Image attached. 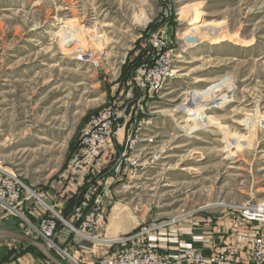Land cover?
<instances>
[{"label":"rangeland","instance_id":"374dc122","mask_svg":"<svg viewBox=\"0 0 264 264\" xmlns=\"http://www.w3.org/2000/svg\"><path fill=\"white\" fill-rule=\"evenodd\" d=\"M198 13L210 38L195 42ZM149 68L171 74L154 94L139 86ZM202 94L217 104L192 121L190 98ZM105 109L115 112L111 143L120 127L125 139L60 210L47 192L81 168L72 161L82 130ZM0 167L43 201L22 204L16 217L2 211L0 228L43 242L28 220L39 226L53 214L56 242L79 264L119 247L106 241L112 228L124 233L117 240L137 232L150 240L196 215L262 207L264 0H0ZM118 206L124 221L112 215ZM30 260L54 264L22 241L0 240V264Z\"/></svg>","mask_w":264,"mask_h":264},{"label":"built area","instance_id":"2783aa9c","mask_svg":"<svg viewBox=\"0 0 264 264\" xmlns=\"http://www.w3.org/2000/svg\"><path fill=\"white\" fill-rule=\"evenodd\" d=\"M76 58L85 61L86 55L80 53L76 55ZM167 75L171 76L169 72L162 75L158 68L144 69L141 77L138 78L139 86L142 89H147L151 94L157 93L163 88ZM114 116L115 112L111 109H105L91 116L79 138V150L72 161L73 169H78L94 160L112 142L115 134ZM128 141L134 142L131 135L128 137ZM35 200L43 202L34 191L20 181L16 174L0 167V206L4 216L22 215L19 210L20 206L28 203L27 209H30V205L33 202L36 203ZM259 207L244 206L242 215L249 220L264 221V211L260 210ZM51 208L46 205V209L51 210ZM54 217L56 216L53 214L52 216L48 215L41 220L39 226L32 224L29 220L28 223L34 230L36 238L42 240L48 250L55 251L59 257L67 258L72 264H76L70 254L61 247L62 243L56 242L57 223ZM143 235L144 232H137L119 238L116 240L120 244L119 248L104 256L97 264H180L182 262L188 264H264V232L258 234L251 241V251L246 262L238 259V252L234 247H229L224 252L211 256H206L202 251L195 248L187 247L181 255L173 256L160 250L154 242L145 239ZM24 264L37 263L30 260Z\"/></svg>","mask_w":264,"mask_h":264},{"label":"crops","instance_id":"0c3cea01","mask_svg":"<svg viewBox=\"0 0 264 264\" xmlns=\"http://www.w3.org/2000/svg\"><path fill=\"white\" fill-rule=\"evenodd\" d=\"M121 130L122 135L120 136L119 131ZM116 132L117 140L104 148L96 160L82 166L72 175L66 170L61 174L60 179L53 182L52 188L54 191H51L52 194L47 192V199L52 204L54 203L55 206H59L61 210L64 208L63 205L69 203V197L75 194L77 188H80L82 185L85 186L86 182H90L94 177L97 179L101 176L99 175L100 172L106 168L115 154V149L119 148L125 139L126 132L123 127L118 128ZM237 211L235 208L233 210L227 209L223 212L221 211L218 215H196L195 217L172 223L170 226L160 229L155 236L149 239L154 241V244L160 250L173 256L181 255L187 247H196L207 255L224 252L227 248L234 247L237 249L238 259L246 262L251 251V241L258 234L264 232V221L249 220L241 216L240 212ZM1 213L2 208H0V220H2ZM29 214L31 213L29 212ZM109 233L110 237L106 241L112 245L117 240L115 239L118 237L116 234H122L123 231L116 227L109 230ZM104 250L107 252L108 248ZM180 264L188 263L182 262Z\"/></svg>","mask_w":264,"mask_h":264},{"label":"bare ground","instance_id":"6f19581e","mask_svg":"<svg viewBox=\"0 0 264 264\" xmlns=\"http://www.w3.org/2000/svg\"><path fill=\"white\" fill-rule=\"evenodd\" d=\"M191 14V13H190ZM188 14L186 13L185 15L183 14V16H187ZM188 17V16H187ZM198 17H199V13L195 16V19H194V23H193V27H191L190 28V33H194L195 32V36L193 37V41H202V39H207V38H210V35L208 34V31H204V30H202V28L200 27V26H198L199 25V23H197V19H198ZM186 18V17H185ZM182 19V18H181ZM184 19V18H183ZM199 20V19H198ZM212 40V39H211ZM91 55V54H90ZM203 79H200L199 81H202ZM198 95V94H197ZM209 94H207V95H204V94H202L201 96H194V97H191L190 99L191 100H193L194 102V106H198L197 108L198 109H196V111L194 112V116H192L191 118H190V120H192V121H195V120H199V121H203L204 122V120H207L208 118H209V115L208 114H206V112L205 111H203V108H205V107H209L210 105L211 106H214L215 104H217L216 103V100H211L210 98H209ZM190 100V101H191ZM192 103V102H191ZM192 110V109H191ZM204 110H206V109H204ZM198 126V125H197ZM121 208H122V206H118V207H116V209H114L115 211H114V213L112 214L113 216H114V218L116 217V216H119L118 218H121L123 221H124V219H125V214H124V212H123V209L121 210ZM260 208V210H262V211H264V205L262 206V207H259ZM117 210H118V214L116 213L117 212ZM115 214H117V215H115ZM114 241V240H113ZM71 256V258L73 259V262L74 263H79L78 262V258L76 257V256H72V255H70Z\"/></svg>","mask_w":264,"mask_h":264},{"label":"water","instance_id":"95a60500","mask_svg":"<svg viewBox=\"0 0 264 264\" xmlns=\"http://www.w3.org/2000/svg\"><path fill=\"white\" fill-rule=\"evenodd\" d=\"M0 239H14L19 240L27 244V246L35 247L39 250L46 258L52 261L54 264H64L58 258L53 256L45 244L41 241L31 238L26 234L17 233L9 229L0 228Z\"/></svg>","mask_w":264,"mask_h":264},{"label":"trees","instance_id":"16d2710c","mask_svg":"<svg viewBox=\"0 0 264 264\" xmlns=\"http://www.w3.org/2000/svg\"><path fill=\"white\" fill-rule=\"evenodd\" d=\"M28 248H32V249H35V250H37L35 247H32V246H28ZM39 251V250H38Z\"/></svg>","mask_w":264,"mask_h":264}]
</instances>
